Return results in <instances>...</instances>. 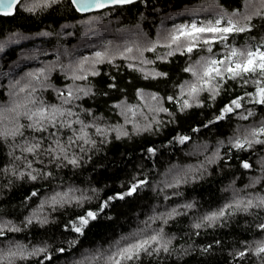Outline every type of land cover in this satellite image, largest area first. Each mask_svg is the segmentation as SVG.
<instances>
[{"label":"trees","instance_id":"obj_1","mask_svg":"<svg viewBox=\"0 0 264 264\" xmlns=\"http://www.w3.org/2000/svg\"><path fill=\"white\" fill-rule=\"evenodd\" d=\"M38 2L23 0L12 16H0V131L25 125L22 135L0 138V264H110L118 248L156 234L167 243V252L141 253L125 264H264V253L253 251L257 241H264V230L258 228L264 223V208L235 211L212 227H194L236 199L264 197V144L238 150L229 143L264 121V105L246 95L255 93L252 80L259 77L248 78L247 84L229 80L215 100L202 92L197 98L201 106L193 102V107L180 110L188 99L181 95V86L194 79L183 69L202 56L223 58L232 47L264 46V9L253 16L251 31L217 41L212 53L201 43L191 54L158 59L169 51L165 37L178 26L207 24L222 13L251 14L260 7L259 0H138L85 15L69 0H59L46 9L24 11ZM153 44L155 51L145 50ZM96 52L106 54L103 62L95 63ZM86 59V71L81 72ZM93 68L99 75L90 74ZM154 72L167 76L152 78ZM74 73L87 78L74 80ZM69 89L74 98L64 104L59 93L66 97ZM78 89L91 91L85 95ZM237 97H244L241 108L208 123ZM41 102L73 115L59 117L55 128L34 131L27 127L32 121L17 111H35ZM17 104L22 107L7 111ZM249 111L254 115L240 118ZM62 123L72 126L61 128ZM148 125L151 130L142 131ZM97 127L103 134L96 133ZM81 128L89 143L76 139ZM116 129L128 135L117 139ZM179 136L189 139L180 143ZM37 144L33 152L25 151ZM60 148L78 166L69 164ZM243 162L251 167H242ZM134 178L147 183L123 200L108 199L127 191ZM177 180L178 186H166ZM57 192H69L68 202L53 205L51 197ZM173 208L179 214L168 218ZM89 210L97 213L96 219L82 235L72 231V223ZM21 249L26 259L8 255Z\"/></svg>","mask_w":264,"mask_h":264},{"label":"snow or ice","instance_id":"obj_2","mask_svg":"<svg viewBox=\"0 0 264 264\" xmlns=\"http://www.w3.org/2000/svg\"><path fill=\"white\" fill-rule=\"evenodd\" d=\"M59 2V0H40L38 3H33L30 7H25L24 11L29 13L34 12L37 8H49L52 5H55ZM71 4L75 6V10L79 12L91 10V9H100L108 6L109 4H132L135 0H70ZM23 3V0H0V15H13L14 9ZM260 7L251 14H241L239 12H233L231 15L227 13H222L218 18L214 21L210 20L207 24L197 25L196 23H192L190 25H180L174 31L170 32L165 39L168 41L165 47L169 49L165 53L163 57H158V59H166V57H170L174 55L176 52H179L181 55L184 53L191 54L194 50L197 49L198 45L201 43L206 46V51L208 53H212L211 45L216 43L217 41H225L234 33H243L246 31H251V20L253 16L262 15L261 9H264V0H259ZM156 45L153 44L151 47L146 48V51H155ZM131 51V48L128 49ZM143 53L141 52V55ZM104 53L96 52L95 53V63L103 62L105 58ZM87 62L82 61L79 70L81 72H85L84 64ZM111 61L109 60V63ZM144 63H151V61H143ZM132 67V65H129ZM186 73H191L194 78L192 82H186V85L181 86V95H187L188 99L183 101V104L180 107L181 111H184L188 108L193 107V102H195V106H201L197 101V98L202 92H208L211 95V98L215 100L216 96L220 94L222 87L229 80H242L244 84L249 82L248 78L251 77H259V79L252 80V83L256 85L255 93H246L247 96L252 98V102L254 104L264 105V85H262V81H264V46L254 47V48H242L238 49L236 47L230 48L228 53L223 56V58H215L214 56L209 57H201L194 64H190L189 66L183 69ZM42 74V72H41ZM91 75H99V73L93 68L90 72ZM29 75H34L33 73H29ZM149 75L152 78L156 77H166L167 73L163 72H154ZM74 80L86 79V76L73 74L72 77ZM145 78H148L146 75ZM16 83H19L17 81ZM112 85H110L111 87ZM186 88V91H185ZM25 89L21 88L20 91L23 92ZM35 91V89H33ZM77 91L83 92L87 95L91 90L78 89ZM60 97L63 98L64 104H70L73 97V92L71 89L68 91V95L65 97L63 92L59 93ZM78 98V97H75ZM152 99H157L154 94ZM168 100H172L173 97L169 96ZM244 97H237L230 101L229 104H226L221 110L220 114L217 115L213 120H210L208 123L213 124L216 121L223 120L225 116L229 113H232L234 109L241 108V101ZM192 101V102H190ZM31 103L35 104L36 101L33 99ZM42 105V102H41ZM22 106L17 104L15 108H8L7 111H17V109ZM158 111L167 112V108H159ZM23 115L32 123L28 124L27 127L32 128L34 131L44 132L47 130L49 126L56 127L57 121L59 117H63L65 115L72 116L73 113L69 110L67 112L63 111L58 106H40L35 111L28 109L24 112H18L17 116ZM254 113L249 111L248 114L241 115V119L247 120L248 117L253 116ZM77 123H81L80 121H76ZM71 127V123L60 124V127ZM25 125L18 124L17 127L12 131H0V138L6 139L8 136H16L22 135L21 129L24 128ZM151 125H148L142 131L151 130ZM207 127V125H205ZM117 131V139L121 136H127L128 133L119 129ZM137 131H141V129L137 128ZM81 135L76 137L77 140H83L84 143H89L90 141L87 139V133L84 132V129H80ZM104 130L97 127L96 133L103 134ZM51 135H55V133H51ZM264 121L261 122L260 127H253L247 135L241 138H236L235 140L229 139V143L232 148L238 150H247L251 148L254 144H264ZM178 141L180 143H184L189 139L187 136H179ZM74 143V141H73ZM221 146L223 145V141L220 142ZM40 145H34L27 147L25 151L31 153ZM59 147V144H57ZM51 151H55L54 149H50ZM60 152L64 153V158H67L66 151L64 148H60ZM149 153L154 154V149L149 148ZM216 158H219L218 150L216 154ZM68 163L73 166H78L79 161L76 158L68 159ZM31 167V165H29ZM242 167L249 168L251 167L247 162L242 163ZM21 175H24L21 173ZM28 176L31 180H36L37 176L28 173ZM135 180V178H134ZM181 181L177 180L175 185H166L168 187L178 186ZM258 182V181H257ZM147 183L146 180H135V182L131 183L128 187L127 191L123 193H118L115 196H111L109 200H123L127 196H132L138 189H140L143 185ZM69 191H72L71 189ZM37 193L34 191L32 196H36ZM69 196V192H64L61 194L57 192L54 196L51 197V202L53 205L61 202H68L67 197ZM57 197L60 199L58 200ZM167 199V197H165ZM77 203L81 202V197H74ZM86 199V198H84ZM107 206V202L101 206V210ZM192 204H186L184 207L191 208ZM250 208H264V197H249L246 200L243 198L236 199L232 203L225 204L218 211H213L209 214H206L202 218L201 223H196L194 225L195 228H201L204 224L208 227H212L215 222L219 221L226 215L234 214L235 211H244L248 212ZM229 209L232 211L230 212ZM179 213L175 208L171 210V212L167 213L168 218L173 217L174 215H178ZM97 217V213L94 211H87L84 215H80L78 217V223H72V231L83 234V229L89 224L90 220H95ZM159 218V217H155ZM167 223V220L164 221ZM28 224L32 223L31 219L27 220ZM258 228L264 230V223L258 225ZM10 231H19V228H10ZM4 235L3 228H0V236ZM127 239V238H125ZM153 243L159 244V247H152ZM257 246L253 250L255 255H260L264 253V241H257ZM168 251L167 243H161L160 234L152 235L147 239H138L134 242L128 243L127 245L120 247L109 257L110 264H125L127 261H134L140 258L141 253H145L151 256L153 253H158L159 251ZM38 251H44V249H39ZM59 251L63 252L64 249L61 248ZM36 253H30L29 255H35ZM245 251H240L238 255L240 257L245 256ZM9 256H17L19 255L22 259H26L27 257L24 255L23 250H19L18 252L10 251L8 253ZM3 257H0L2 260Z\"/></svg>","mask_w":264,"mask_h":264},{"label":"water","instance_id":"obj_3","mask_svg":"<svg viewBox=\"0 0 264 264\" xmlns=\"http://www.w3.org/2000/svg\"><path fill=\"white\" fill-rule=\"evenodd\" d=\"M70 1V0H69ZM138 0H135V2H137ZM71 3V2H70ZM72 5V4H71ZM125 5H129V4H125ZM113 6H124V5H120V4H109L108 6L104 7V8H100V9H91V10H87V11H83V12H79V11H76L75 10V6L72 5V7L74 8V10L79 13V14H82V15H85V14H89V13H93V12H97V11H101L103 9H106L108 7H113ZM15 10L16 8L14 9V13H15ZM0 16H5V15H0ZM8 16H12V15H8ZM7 17V16H6Z\"/></svg>","mask_w":264,"mask_h":264},{"label":"bare ground","instance_id":"obj_4","mask_svg":"<svg viewBox=\"0 0 264 264\" xmlns=\"http://www.w3.org/2000/svg\"><path fill=\"white\" fill-rule=\"evenodd\" d=\"M94 260V259H93ZM99 262V261H98ZM96 263V262H95Z\"/></svg>","mask_w":264,"mask_h":264}]
</instances>
